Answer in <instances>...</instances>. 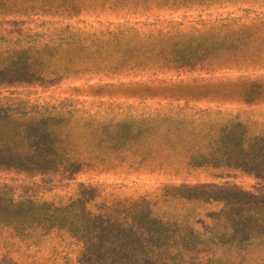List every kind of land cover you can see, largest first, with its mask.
<instances>
[{"label":"rangeland","instance_id":"rangeland-1","mask_svg":"<svg viewBox=\"0 0 264 264\" xmlns=\"http://www.w3.org/2000/svg\"><path fill=\"white\" fill-rule=\"evenodd\" d=\"M13 21H30L0 16V70L14 63L0 105L16 118L61 116L53 129L69 149L78 144V110L91 102L112 103L117 120L158 112L160 121L138 149L74 176L0 167V201L58 207L91 189L85 211L115 221L114 234L93 248L108 263L111 250L114 261L133 264L141 248L145 262L135 264H264V180L236 166L264 136V0H130L118 11L90 3L73 26L106 37L121 28L126 41L73 56L52 43L54 66L66 58L70 72L36 69L16 82L12 70L26 75L32 63L14 51L29 44L4 32ZM116 202L137 204L129 225L106 210ZM159 222L163 234L154 240ZM21 224L0 219V264H80L105 227Z\"/></svg>","mask_w":264,"mask_h":264},{"label":"trees","instance_id":"trees-1","mask_svg":"<svg viewBox=\"0 0 264 264\" xmlns=\"http://www.w3.org/2000/svg\"><path fill=\"white\" fill-rule=\"evenodd\" d=\"M130 0H0V16L22 17L30 22L13 21L11 30H4L6 35L14 36L15 42L27 43L28 46L14 48L15 52L24 55L32 63L27 69L26 75H20L12 70L10 78L20 81L22 76L28 78L38 71L44 76H58L61 72H70L66 63L60 68L54 66V58L51 55L52 43L64 44L71 55L88 52L97 44L119 45L126 41L120 35L126 31L118 28L117 33L108 35L90 34L83 36L80 29L73 26L72 21L79 17L87 4L99 3L101 10H122ZM132 1V0H131ZM32 25V28L22 27ZM44 42V46L37 51L32 43ZM11 61L3 70H0V83L8 78L6 71L12 69ZM8 84L9 82H5ZM112 103L91 102L88 106L78 110L81 126L78 136L77 148L65 147L64 141L56 135L53 125L61 120V116H52L50 113L36 120L16 118L13 113L0 105V167L21 169L31 172H62L68 175H77L85 167H89L94 161L105 160L107 157L122 158L121 153L133 148H139L138 139L144 134L152 136L154 125L159 120V113L155 112L145 118H127L117 120L112 115ZM70 115V114H68ZM149 124L144 127V124ZM166 129H163V131ZM160 132V131H159ZM166 133L175 134L172 131ZM138 151V150H136ZM241 168L254 175L255 178L264 180V136L256 139L246 147L243 155L238 157ZM86 191L81 190L78 198L64 206L31 203H12L0 201V219L21 222L31 227H67L77 233L84 230L105 227L94 238V243L85 248L83 261L81 255L80 264H129L128 261L116 262L111 257L108 263L101 251L96 256L93 249L104 237L114 234L115 221L112 218L104 220V214L91 215L85 211V204L92 198L86 197ZM88 199V200H87ZM137 204H125L116 202L115 206L106 209L108 213L118 214L127 225L131 223L126 216L135 212ZM120 221H118V224ZM19 224V223H16ZM21 224V225H22ZM20 225V224H19ZM162 224L159 222L157 229L152 234L156 240L163 234ZM137 229H131V232ZM93 232V230H91ZM149 235V232H143ZM88 244V243H87ZM134 263L145 262L143 250H134Z\"/></svg>","mask_w":264,"mask_h":264}]
</instances>
